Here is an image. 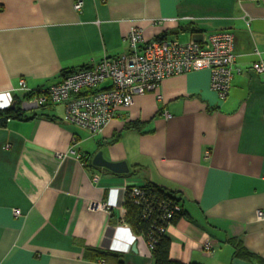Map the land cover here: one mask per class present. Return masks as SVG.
I'll use <instances>...</instances> for the list:
<instances>
[{"label": "crops", "instance_id": "obj_1", "mask_svg": "<svg viewBox=\"0 0 264 264\" xmlns=\"http://www.w3.org/2000/svg\"><path fill=\"white\" fill-rule=\"evenodd\" d=\"M76 1L0 0V110L22 100L24 92L11 91L19 80L27 90L46 88L63 71L128 53L134 27L146 41L179 44L228 31L239 71L224 99L210 89L206 69L165 78L98 133L65 121L64 104L7 120L0 127V264H104L86 249L152 264L124 209L125 190L147 184L173 193L185 213L167 227L170 260L264 264V222L255 217L264 211V72L251 68L264 65V4L79 0L75 11ZM97 152L128 171L94 166Z\"/></svg>", "mask_w": 264, "mask_h": 264}, {"label": "built area", "instance_id": "obj_2", "mask_svg": "<svg viewBox=\"0 0 264 264\" xmlns=\"http://www.w3.org/2000/svg\"><path fill=\"white\" fill-rule=\"evenodd\" d=\"M250 1L264 4V0ZM73 8L80 11L82 2L77 0ZM163 21L167 20L152 24ZM127 42L128 53L103 56L91 66L69 73L46 88L27 90L23 80H19L18 87L11 91L32 94L20 101L19 109L29 113L45 105L64 104L63 119L93 134L100 132L118 110L130 107L135 96L154 92L165 78L206 69L210 73V89L219 99H224L234 73L239 71L235 67L233 35L228 31L213 33L205 40L179 44L174 40L146 41L142 31L134 27L127 35ZM251 68L255 73L264 72L261 62ZM103 84L106 86L101 87ZM131 196L142 201L138 187H131ZM170 213H166V218H170ZM12 214L17 217L20 212L13 209ZM255 217L264 222V211L257 210Z\"/></svg>", "mask_w": 264, "mask_h": 264}, {"label": "trees", "instance_id": "obj_3", "mask_svg": "<svg viewBox=\"0 0 264 264\" xmlns=\"http://www.w3.org/2000/svg\"><path fill=\"white\" fill-rule=\"evenodd\" d=\"M161 39L160 37L157 40ZM87 67L82 66L77 70ZM77 70L63 71L62 76ZM31 96V93H27L22 96V99H28ZM20 101L17 98L14 100L13 106L0 110V127L5 126L9 119L24 118L25 113L19 109ZM137 125L135 122H129L127 128L136 129ZM138 188L141 191V202L136 197L131 196V188L125 190L124 209L126 222L133 232L146 242L151 252L152 264H181L170 260L168 257L170 239L165 231L167 226L174 225L181 217L185 216L180 201L172 195L173 193L152 184ZM175 206L178 207V210H174ZM168 212L170 213V218H166V213ZM143 213H145V217ZM86 251L91 259L101 260L104 264H123L118 254L98 249H86ZM240 251L245 253L244 250Z\"/></svg>", "mask_w": 264, "mask_h": 264}, {"label": "water", "instance_id": "obj_4", "mask_svg": "<svg viewBox=\"0 0 264 264\" xmlns=\"http://www.w3.org/2000/svg\"><path fill=\"white\" fill-rule=\"evenodd\" d=\"M92 164L98 167H104L114 173H126L128 171L124 162L111 163L103 159L101 152H97L93 159Z\"/></svg>", "mask_w": 264, "mask_h": 264}, {"label": "rangeland", "instance_id": "obj_5", "mask_svg": "<svg viewBox=\"0 0 264 264\" xmlns=\"http://www.w3.org/2000/svg\"><path fill=\"white\" fill-rule=\"evenodd\" d=\"M180 41H183L182 39H180Z\"/></svg>", "mask_w": 264, "mask_h": 264}]
</instances>
